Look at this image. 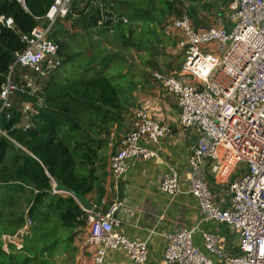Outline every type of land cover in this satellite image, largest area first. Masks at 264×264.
<instances>
[{"label":"built area","instance_id":"1","mask_svg":"<svg viewBox=\"0 0 264 264\" xmlns=\"http://www.w3.org/2000/svg\"><path fill=\"white\" fill-rule=\"evenodd\" d=\"M15 1L25 8V0ZM218 1L224 2L227 27L196 29L186 11L170 17L162 26L164 34L177 36L174 53L183 61L179 75L156 71L152 78L160 90L174 99L179 125L184 131H192L195 141L185 159V181L170 169L161 178L159 191L170 198L191 196L202 222L223 224L237 234V254L224 258L229 264H264V0ZM71 2L53 0L41 19L46 27L37 26L20 36L24 48L14 53L0 88V116L10 109L16 93L37 92L32 74L44 76L59 67V48L48 33L56 21L72 14ZM111 20L128 23L125 16L118 14H113ZM0 23L14 27L12 19L2 15ZM50 68L53 69L48 72ZM17 69L29 74H22L15 81L13 74ZM21 112L24 116L32 113V105L24 103ZM129 122V131L109 157L113 201L105 212L87 210L78 204L86 213L83 239L93 251L91 264H105L107 252L115 248L125 251L133 264H146L148 238L155 233L151 230L144 240H135L116 230V215L126 208L118 197V189L134 161L158 157L156 147L169 129L141 106L132 110ZM0 137L16 144L6 130L0 129ZM239 165L245 172L230 180ZM207 176L216 183H227L226 205L215 200ZM50 182V194H68L58 190L53 179ZM181 182L187 184L184 190ZM30 224L27 219L16 234L4 236L5 243L21 249L22 237ZM196 231V227H180L162 234L165 247L159 264H213L208 253L223 258L216 236L201 233L202 251L195 244Z\"/></svg>","mask_w":264,"mask_h":264},{"label":"trees","instance_id":"2","mask_svg":"<svg viewBox=\"0 0 264 264\" xmlns=\"http://www.w3.org/2000/svg\"><path fill=\"white\" fill-rule=\"evenodd\" d=\"M52 1L25 0L24 8L15 0H0V15L11 18L14 24L13 28H8L0 23V88L14 53L24 48L20 36L40 26ZM209 1L224 6L222 1ZM80 4H84V0H77V4L71 6L72 14L56 21L48 33L59 48L61 61L57 69L70 60L62 53L65 43L58 36L68 26H79L85 31L84 35L102 38L119 34L126 49L143 52L131 43L133 25L140 20L146 26L151 15L135 9L133 3L126 0H88L81 9ZM167 5L171 11L170 4ZM124 10L131 11L130 19ZM113 14L125 16L128 23H114L111 20ZM42 27H46V22ZM157 37L159 39V35ZM108 64L106 58L99 63L103 68ZM57 69L45 77L40 90L33 95L16 93L13 107L11 103L10 109L0 116V129L6 130L8 137L17 144L0 137V264H54L51 257L60 230L63 229L61 234L66 237L74 228L86 227V213L72 197L50 194V178L82 197L91 193L96 184L98 202H101L104 190L99 185V177L94 174L97 151L113 133L110 131L112 125L117 124L119 128L129 119L125 110L127 97L120 94V74L107 72L92 78H68L54 74ZM22 73L29 74L27 70L17 69L14 80L17 81ZM31 76L35 78L33 74ZM134 88L135 85L132 91ZM24 103H30L33 110L25 116L21 112ZM22 195L27 196V201H22ZM17 203L20 209L25 203L23 213L28 211L26 216L12 210ZM94 206L97 211L99 206ZM27 219L31 224L22 237L21 249L7 244L6 251L3 237L16 234ZM32 221L36 225L34 228Z\"/></svg>","mask_w":264,"mask_h":264},{"label":"crops","instance_id":"3","mask_svg":"<svg viewBox=\"0 0 264 264\" xmlns=\"http://www.w3.org/2000/svg\"><path fill=\"white\" fill-rule=\"evenodd\" d=\"M173 47V50H165L166 53L170 54L168 58L163 59V55L160 54L158 59L157 69L167 76L179 75L183 61L181 56L174 53L175 44ZM167 59L169 66L165 64ZM155 62L157 63V61ZM148 77V81H145V78L142 80L146 84L143 86V92L139 93L141 101L136 103V107H144L150 116L157 118L169 129V133L156 147L158 157L148 161H134L128 175L120 183L118 197L125 202L126 208H121L116 215L119 221L116 230L126 238L135 240H144L149 236V232L154 230L155 233L148 238L149 250L146 264H159L163 258L165 247V238L162 234L171 233L180 227H196L195 244L202 251H205L201 233H213L218 239L223 258H218L211 253H208V256L213 260V264H229L224 258L237 254V234L223 224L202 222L199 210L191 196L180 194L170 198L159 191L161 178L170 169L176 171L180 178L185 181L187 174L185 159L195 141V134L190 130H182L179 125L174 99L160 90L151 73ZM139 86L137 85V88ZM144 87H148V89ZM16 97L11 99V103ZM144 144L150 147V143L145 142ZM107 161L109 170V159ZM206 180L212 186L215 200L222 206L226 205L229 202L227 189L222 190L219 183L214 182L210 176H207ZM107 184L111 187L109 189L111 196L108 195L107 203H104L105 207H97V211L106 210L115 197V192L112 190V180L109 181L108 178ZM181 186L184 190L187 184L181 182ZM106 197L107 195L104 193L101 203L104 202ZM79 230L82 229H76V231ZM78 248L79 251L73 264H91L92 248L85 244L84 239L80 240ZM105 264L133 263L129 260L125 251L115 248L107 252Z\"/></svg>","mask_w":264,"mask_h":264},{"label":"rangeland","instance_id":"4","mask_svg":"<svg viewBox=\"0 0 264 264\" xmlns=\"http://www.w3.org/2000/svg\"><path fill=\"white\" fill-rule=\"evenodd\" d=\"M126 1L132 2V7L139 10L141 9V12L146 15H151L152 17V20L150 19L149 21H147L146 26L140 20L134 22L133 25L134 27L131 43L135 44L136 47H139L143 52H139L135 49H132L130 51L131 48L126 49L122 44L119 34L116 36L109 35L104 38L88 34L84 35L85 31L82 28H78L79 26H68L65 29V32L58 34L60 40L65 43L62 53L64 55L67 54L70 57V60L67 64L61 65L60 68L57 69L54 74L58 73L68 78H92L99 74H107V72H116V74H120L122 76L119 80L120 94L122 97H127L125 103V110L128 111V121L120 124L119 128L117 124L112 125L110 131H112L113 133L110 137H106L105 140L103 139L104 142L100 145V149L97 151V158L95 159L94 174L96 175V177H99V185L103 188L104 193L107 195V197L104 202H98V194L96 192L97 185L95 184L93 191L87 194L85 197L81 198L82 202H86L89 205H92L91 210H94V205L99 207L101 206V208L102 206L105 207L104 203H107L106 200L109 197L108 195L111 196V194L109 193V189L111 187L107 184L108 178L109 181H111V175L107 168V160L109 159L110 155L114 153L115 148L119 144V140L130 129L129 121L131 117V112L136 106V103L138 101L140 103L141 97H139V93L143 92V86L146 84L143 83L142 80L145 78V81H148L150 76L148 78L147 76L150 73L154 74L156 73V70L159 71V69H157V64L159 63L158 59L160 58L159 55L162 54L163 59L168 58L170 54L166 53L165 50H172L174 48L173 46L175 44V41L177 40V36L174 35L170 37L169 34L163 33L162 26L165 24V21L170 17L178 16L183 11H186L191 19L194 28L196 29L207 28L210 26L227 27L228 25L226 14H224V6L219 3H211L209 0ZM87 3L88 0H84V4ZM76 4L77 0H72L71 6H74ZM84 4H80L79 8H83ZM167 4H170V8L172 9L171 11H168L169 7ZM129 10H124V14L128 15V17L131 14V11ZM222 14H224V19L221 18ZM44 22V20H41L40 26H42ZM144 29L152 30L153 33L151 31L147 33ZM90 31L94 30L91 29ZM158 35L159 39L157 37ZM105 58L109 61V64L106 68H103V65L100 66L99 63ZM155 61H157V63ZM165 64L167 66L170 65L168 63V59L167 61H165ZM52 69L53 68H50L48 72H51ZM47 76L48 74H45L44 76L35 77L34 81L36 91L40 90V85H43L42 82H44L45 77ZM134 85L135 88L132 91V86ZM137 85H140L141 87L139 86L137 88ZM145 89H148V87ZM130 105H132V107ZM10 157L11 155L7 157V162L10 161ZM88 168L91 169V166H88ZM244 172L245 170L243 169L242 165H239L232 171L229 179L231 180L233 178H236ZM219 185L222 187V190L227 189V183L220 182ZM59 195L63 197H71L65 193ZM73 199L78 204H82L80 201L78 202L74 195ZM22 201H27L26 195H22ZM24 206L25 203L21 206L20 209V205L19 203H17L13 206L12 210L14 211L15 209L18 213H22L26 216L28 212L24 211L23 213ZM33 225L34 222L32 223V226ZM35 226L36 225H34L33 228ZM79 228L82 230L76 231V229ZM79 228H74L72 232L66 234V237H63V235L61 234L63 232V229L60 230L57 236L58 244L56 245V250L51 257V261L54 264L74 263L77 252L79 251L78 244L80 240L82 241V239L84 238V233L86 230L85 227ZM68 237H70V239H68ZM31 238L34 239V236L31 235ZM7 247V245H5L4 247L6 251H8Z\"/></svg>","mask_w":264,"mask_h":264},{"label":"water","instance_id":"5","mask_svg":"<svg viewBox=\"0 0 264 264\" xmlns=\"http://www.w3.org/2000/svg\"><path fill=\"white\" fill-rule=\"evenodd\" d=\"M55 182V181H54ZM56 183V182H55ZM56 185H57V189L58 190H61V191H63V192H66V193H68V194H71L72 196L74 195L75 196V198L78 200V202L80 201L82 204V206L85 208V209H87V210H91L92 209V205H89L88 203H84V202H82V196H80V195H76V194H73L72 192H69V191H67L66 189H64V188H62L58 183H56Z\"/></svg>","mask_w":264,"mask_h":264}]
</instances>
